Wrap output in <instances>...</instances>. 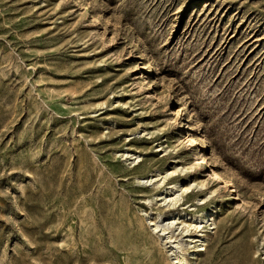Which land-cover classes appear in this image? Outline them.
I'll return each mask as SVG.
<instances>
[{
	"label": "rangeland",
	"instance_id": "obj_1",
	"mask_svg": "<svg viewBox=\"0 0 264 264\" xmlns=\"http://www.w3.org/2000/svg\"><path fill=\"white\" fill-rule=\"evenodd\" d=\"M148 212L264 264V0H0V264H173Z\"/></svg>",
	"mask_w": 264,
	"mask_h": 264
},
{
	"label": "bare ground",
	"instance_id": "obj_2",
	"mask_svg": "<svg viewBox=\"0 0 264 264\" xmlns=\"http://www.w3.org/2000/svg\"><path fill=\"white\" fill-rule=\"evenodd\" d=\"M178 115L180 114V110H178ZM181 125H183V122H181ZM180 129V126L178 127ZM187 140H189V147L188 150L195 151L196 149V142L195 140L189 135L186 137ZM196 159L199 160L197 163H204L207 164V161L205 159V156L202 155L201 152H196ZM137 157H140V155H136V157L131 158L132 161H135ZM194 165V162H191ZM188 167L185 168V170ZM210 169V168H209ZM178 172L177 167L173 168L171 171H167L166 173H162L158 171L155 175H151L150 177H143L139 179L141 182L145 184L152 185L154 183L157 184H164L166 183L167 179L171 176H173L175 173ZM208 175L215 181L220 182L222 187L225 190L227 187H229L231 190L229 193H232L233 191L236 193V200H240L239 194H237V190L232 187L230 181L226 179L223 175V173L220 170H217L215 168L210 169L208 172ZM195 180V179H194ZM196 186L200 189L205 188L204 183H199L194 181L193 183L188 184H179L175 183L172 185H169L165 188V191L162 192L159 196L155 197L154 199H147V203L151 204L154 200L162 205H177L180 203H183L185 194H188L190 191H192V188ZM215 191V190H213ZM165 193L164 195H162ZM212 193V191L210 192ZM211 196V195H210ZM209 196V197H210ZM208 197L205 196L203 198L199 199L200 204H203L207 201ZM157 203V204H158ZM147 218L149 220L150 225L152 226V231H154L158 238L160 239L161 244L164 246L168 254L170 255L171 259L173 260V264H188V260L186 257V254L183 250L184 246L186 245L185 242H183L180 238L177 237L176 230L180 228L178 225V220L181 218L179 215L176 216H169V217H163L161 213H158L157 215H153L151 212L146 213ZM184 216V215H183ZM187 217L186 221L189 220L190 223L184 222L182 225L185 226V228H180V231H189V228L193 226L197 229V231H202L203 227L207 226L209 229L211 228V225L214 223V213L212 211H207L203 215H194L189 216L185 214ZM185 220V219H184ZM181 225V227H182ZM188 236L187 242L189 244H193L192 246L197 250L205 248V244L207 243V240L205 237H203V234H186ZM198 249V250H199ZM195 250V251H196ZM194 253V250L192 251Z\"/></svg>",
	"mask_w": 264,
	"mask_h": 264
}]
</instances>
